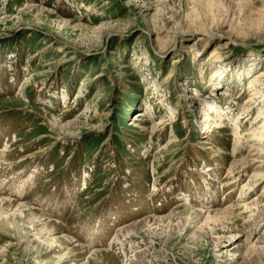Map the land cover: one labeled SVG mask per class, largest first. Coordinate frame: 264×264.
I'll return each instance as SVG.
<instances>
[{"label":"rangeland","instance_id":"rangeland-1","mask_svg":"<svg viewBox=\"0 0 264 264\" xmlns=\"http://www.w3.org/2000/svg\"><path fill=\"white\" fill-rule=\"evenodd\" d=\"M262 69L264 0H0V264H264Z\"/></svg>","mask_w":264,"mask_h":264},{"label":"bare ground","instance_id":"bare-ground-1","mask_svg":"<svg viewBox=\"0 0 264 264\" xmlns=\"http://www.w3.org/2000/svg\"><path fill=\"white\" fill-rule=\"evenodd\" d=\"M256 67H258V65L255 64V68ZM225 71L226 70L220 71V72H218V71L213 72L214 74L212 77L213 78L215 77L217 79H215L213 81L210 80V82H212V86L216 85V83L220 81V79H221L220 77H222V80L227 77L226 75L228 73ZM242 78L244 79L245 76L242 75L241 79ZM237 79H239V78H237ZM222 80L220 81L221 85L223 83ZM247 85H248V87L245 89H247V92H249L250 99L248 101V104L244 108H242V110L240 111L241 112L240 115L243 116L242 120L245 121V124L248 123V120H251V118H249V115L251 114L252 111H255V118H254V121L249 124L250 125L249 130L243 131L241 133L239 130L241 124L239 123V125H233V128H235L233 132H234V136H235V144H239V145L242 144V141H240V137H245L247 139V142H249V144L251 143L249 146H245L247 148L253 149L252 151L255 152V153L251 154L250 162L258 164V167L260 168L262 164L264 165V69L257 72L252 77V80L248 81ZM215 87H217V86H215ZM230 108L231 107L228 106V109H230ZM203 109H202L203 114L201 116H203V125L204 126L202 127L201 130L205 131V130H208L210 128L212 130L224 128V122L227 121L229 118V114H227L225 109H221V108L218 109L217 106H215L214 104H208L206 111ZM230 111H231V109H230ZM140 117H142V116L137 114V116L135 117L136 119L134 121H136ZM137 121L139 122V120H137ZM213 122H214V126L212 125ZM256 125H257V127H256ZM237 139H239V140H237ZM168 145H170V144H168ZM250 153H251V151H250ZM1 156L2 157L4 156V152L2 150L0 152V158H2ZM235 165H237V164L235 163ZM235 180H231L228 185L235 184L236 183ZM262 180L264 182V173L259 174V175L255 174L254 176L249 177L247 183L245 185H243L242 188L250 190L253 188V186L256 183H258ZM154 192H156V191L154 190ZM152 196H154V195H152ZM263 196H264V194H263ZM6 205H7V207L14 206L15 210H14V213L12 215L5 217L6 220L5 219H2V220H5V221H10V220H14V219L16 220V219L20 218L17 215H23V217H21V219L22 218H24V219L29 218V216L34 217V214H35L34 211L32 209L26 208L27 206H24L25 204L15 206V205H13V203H11L7 200H4V199L0 200V211L2 210V206H6ZM255 205H258V204L255 203ZM255 205L253 203L247 207V205L245 204V205H242L241 207H245L246 209L247 208L252 209L253 207H255ZM16 213H17V215H15ZM157 221H160V220L158 219ZM150 222H151L150 220L145 219L144 222H142L141 224H138V225L146 226V225H149ZM138 225H135L133 227H136ZM127 231H128V229H127Z\"/></svg>","mask_w":264,"mask_h":264}]
</instances>
